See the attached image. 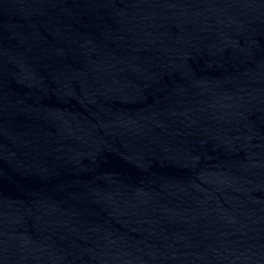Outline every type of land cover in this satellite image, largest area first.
I'll list each match as a JSON object with an SVG mask.
<instances>
[{"label": "water", "instance_id": "water-1", "mask_svg": "<svg viewBox=\"0 0 264 264\" xmlns=\"http://www.w3.org/2000/svg\"><path fill=\"white\" fill-rule=\"evenodd\" d=\"M0 264H264V0H0Z\"/></svg>", "mask_w": 264, "mask_h": 264}]
</instances>
